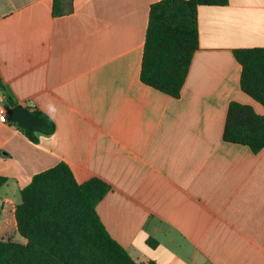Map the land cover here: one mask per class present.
Returning <instances> with one entry per match:
<instances>
[{
  "label": "crops",
  "instance_id": "1",
  "mask_svg": "<svg viewBox=\"0 0 264 264\" xmlns=\"http://www.w3.org/2000/svg\"><path fill=\"white\" fill-rule=\"evenodd\" d=\"M160 1L72 0L54 17L53 0H0L6 91L48 118L43 106L58 107L43 142L0 117V242L28 243L21 191L65 163L79 184L110 186L98 216L137 264H264V149L223 137L231 102L264 115L241 89L235 56L264 48V0L198 8L200 46L179 99L141 81ZM0 108H11L2 91Z\"/></svg>",
  "mask_w": 264,
  "mask_h": 264
},
{
  "label": "trees",
  "instance_id": "2",
  "mask_svg": "<svg viewBox=\"0 0 264 264\" xmlns=\"http://www.w3.org/2000/svg\"><path fill=\"white\" fill-rule=\"evenodd\" d=\"M229 0H162L151 6L142 61L141 81L161 93L179 99L193 57L200 46L198 8L226 6ZM73 10L72 0H53L52 15ZM242 66L241 89L264 106V48L235 51ZM0 91L10 107L17 105L0 78ZM33 131L21 128L33 142L37 134L55 131L52 119ZM224 141L247 146L254 153L264 149V115L252 106L231 102ZM71 168L60 163L34 176L21 191L16 209L19 233L26 245L0 242V264H137L107 232L96 207L110 186L98 178L79 184ZM7 178L0 176V190ZM152 247L157 245L150 240ZM155 264V263H151Z\"/></svg>",
  "mask_w": 264,
  "mask_h": 264
},
{
  "label": "water",
  "instance_id": "3",
  "mask_svg": "<svg viewBox=\"0 0 264 264\" xmlns=\"http://www.w3.org/2000/svg\"><path fill=\"white\" fill-rule=\"evenodd\" d=\"M8 118L15 125L29 131L41 128L45 124L42 118L34 116L26 107L20 104L9 109Z\"/></svg>",
  "mask_w": 264,
  "mask_h": 264
},
{
  "label": "clouds",
  "instance_id": "4",
  "mask_svg": "<svg viewBox=\"0 0 264 264\" xmlns=\"http://www.w3.org/2000/svg\"><path fill=\"white\" fill-rule=\"evenodd\" d=\"M43 110L49 116L50 119L55 120L56 114L58 112V107L54 101L49 100V102L45 106H43ZM39 139L43 142V141L47 140L48 137L45 136L44 134H41L39 136Z\"/></svg>",
  "mask_w": 264,
  "mask_h": 264
},
{
  "label": "built area",
  "instance_id": "5",
  "mask_svg": "<svg viewBox=\"0 0 264 264\" xmlns=\"http://www.w3.org/2000/svg\"><path fill=\"white\" fill-rule=\"evenodd\" d=\"M0 117L4 118L6 121H10L8 118V111L4 108H0Z\"/></svg>",
  "mask_w": 264,
  "mask_h": 264
}]
</instances>
